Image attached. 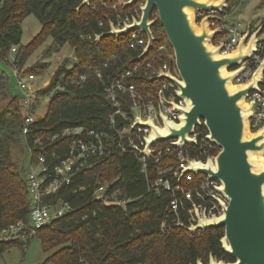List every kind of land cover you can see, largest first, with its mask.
<instances>
[{"label": "trees", "instance_id": "obj_1", "mask_svg": "<svg viewBox=\"0 0 264 264\" xmlns=\"http://www.w3.org/2000/svg\"><path fill=\"white\" fill-rule=\"evenodd\" d=\"M100 1L91 0L88 6L77 10L81 0H0V99L10 96L12 101L11 108H0V228L19 219L26 220L30 211L27 169L12 161V146L23 142L32 162L38 153L43 154L51 170L67 151L68 139L60 136L65 127L85 125L96 130L108 129L114 107L106 97L104 84L130 64L152 60L162 38L171 48L155 11L151 18L156 20L151 28L156 40L143 59L131 61L141 48L131 49L125 36H103L96 40L95 35L107 31L109 22L115 20L112 4L117 2L120 14L131 15L138 7L136 3L124 7L118 0H105L104 6ZM29 14L35 15L42 30L30 43L20 45L21 22ZM100 21L102 26L98 25ZM48 36L55 49L68 43L76 62L71 68L65 63L60 65L49 84L39 90L46 95L58 84L63 87L53 92L45 116L38 117L30 125L31 132L24 135L21 102L19 96L11 95L10 80L1 64L12 65L9 57L15 46L13 64L22 69L27 56ZM152 61L157 64L161 60ZM97 69L102 73V80L95 74ZM82 74L85 80L79 84L72 82ZM131 80L148 83L143 75ZM201 129L206 132L204 126ZM56 134L58 137L50 140ZM36 137L44 142V148L30 154L28 145L33 147ZM199 150L198 143L190 148V154L197 156ZM168 163L177 164L172 152H165L157 163L148 159L144 173L136 154L115 150L111 158L92 160L88 168L73 174L69 184L61 186L47 199L66 201L72 210L38 229V242L48 254L42 264H84L86 261L91 264H196L198 260L207 264L210 255L216 260L233 261L220 243L222 227L186 232L192 211L190 202L183 200L179 207L182 226L172 222L173 215L166 216L173 194L162 188L151 189L149 183L159 168ZM198 180L182 181V185L186 189ZM102 182L111 184L108 192L118 188V197L129 201L122 205L97 199L94 190ZM177 196L181 198L182 191ZM164 219L167 231L161 230ZM13 246L24 247L21 243H1L0 255Z\"/></svg>", "mask_w": 264, "mask_h": 264}, {"label": "built area", "instance_id": "obj_2", "mask_svg": "<svg viewBox=\"0 0 264 264\" xmlns=\"http://www.w3.org/2000/svg\"><path fill=\"white\" fill-rule=\"evenodd\" d=\"M100 2L104 6L106 5L105 0ZM235 7L236 4L231 3L230 0L222 13H217L214 10L207 12L195 10L197 24L206 14H217L218 18H209L208 24L210 29L218 30L212 43L221 45L220 54H228L235 50L240 37L246 31V29H241L239 21L230 25L224 23L226 13ZM111 8L116 11V16L115 20L110 22L113 23L116 29L123 28L126 23L132 22L133 17L138 19L141 14L139 6L131 15L117 12V2L112 4ZM263 21L264 19L260 23ZM98 25L102 26L103 23L100 21ZM257 26H249L251 32ZM125 37H127L128 46L131 49L141 48L142 51L147 43L146 35L138 29L129 31ZM257 38L255 50L251 51L249 58L237 65L227 67L230 70L241 67V70L231 79L233 84L243 83L250 79L261 63L264 57V26ZM14 51L15 46L11 48V53ZM150 51L151 49L148 54ZM148 54L143 58L147 57ZM151 59L161 61L155 64L149 59L130 64L104 84L103 90L106 97L114 107L113 112L109 116L108 129L96 130L85 125L65 127L61 131L60 136L68 139L67 151L53 165L51 170L46 164V157L41 153L37 154L35 161H30L26 170L27 191L30 197L28 218L26 220L19 219L0 228V244L21 243L26 246L32 240L38 241V229L72 210L70 204L66 201L47 199L55 194L61 186L69 184L73 174L88 168L90 161L109 159L113 156L115 150L122 152L132 151L136 154L141 162V171L144 173H146L148 159H152L154 163H157L165 152L174 153L177 164L168 165L166 167L167 170L164 172L158 170L157 176L149 183V186L151 189L159 190L162 188L173 194L166 208V216L173 215L172 222L175 225H183L178 215V210L183 200L190 202L192 205L189 217L190 223L188 225L196 223L198 220L195 209H197L200 217L211 218L213 215L222 214L221 204L216 201L215 197L220 198L224 202H227V198L218 190L219 181L211 179L203 173L185 172L180 176L182 169L188 166V161L195 159L205 162L208 158L213 159L219 151L218 145L207 138V131L204 132L201 129L203 124L196 125L193 132L188 135L189 137H194L196 143L187 142L181 146L175 143L177 138H171L154 142L149 147L151 150L150 154L140 153L146 145V140L152 130L149 126L135 124L136 118L138 117L141 121L150 120L153 125L161 130L164 128L163 118L169 122L178 123L181 111L177 107L186 106L185 100L177 95V87L174 82L167 78H156L161 72H170L172 75L179 77L174 64V55L168 52L164 44H159ZM9 61L12 64L9 67L11 68L16 88L21 92L19 99L23 110L24 123L22 133L28 135L31 132L30 125L38 118L36 114L39 106L37 99L39 98L36 96L37 91H33L30 88V83L35 75L18 68L13 64V59L10 57ZM95 74L99 79H103L100 70L97 69ZM141 75L147 78L148 83H136L131 80ZM85 78V74H82L79 79H75L72 82L79 84ZM55 90H63V87L60 84L56 85L48 95L51 96ZM244 100L251 104L249 127L254 132L264 126V67L257 83V88L250 91L244 97ZM118 120L120 125H117ZM56 137H58V134L50 137V140ZM198 143L200 145L199 153L197 156H192L190 148ZM43 146L44 142L39 137H36L34 146L28 145V152L32 154L35 150L41 151L44 148ZM195 178H199L197 183L184 189L182 181L191 182ZM110 186L109 182L99 183L94 190V196L99 200L125 205L129 199L119 198L118 194L120 191L118 188L108 192ZM179 191H182L181 198L177 196ZM161 230H168L166 219L161 222ZM186 232H188L187 229ZM84 264L91 263L86 261Z\"/></svg>", "mask_w": 264, "mask_h": 264}, {"label": "water", "instance_id": "obj_3", "mask_svg": "<svg viewBox=\"0 0 264 264\" xmlns=\"http://www.w3.org/2000/svg\"><path fill=\"white\" fill-rule=\"evenodd\" d=\"M230 0H126L123 6L142 2L140 17H133L131 23L116 29L109 22V29L96 34V40L103 36L120 37L129 31L138 29L147 37V43L141 53L132 58L138 61L152 48L156 37L152 31L154 18L158 21L170 44L174 64L179 77L170 72H161L156 78H167L175 83L176 93L186 102L185 107H177L181 114L179 122L164 120V128L159 130L150 120L136 118L135 124L149 126L152 133L140 153L150 154V146L156 141L177 138L176 144L183 146L187 142L196 143L189 137L196 125L206 128L207 138L218 145L219 151L214 158L205 162L192 159L182 169L194 174L203 173L220 182L218 190L227 198L224 202L218 197L222 214L211 218L200 217L196 223L185 226L189 232L204 231L210 228L224 230L220 238L222 248L233 257V261H215L210 255L207 264H264V126L252 132L249 127L251 115L250 103L244 97L257 83L264 67V57L250 79L233 84L231 79L240 70L228 69L249 58L255 50L257 35L264 21L251 32L248 27L242 34L235 50L220 54L221 45L212 40L218 33L210 29L209 18H218L217 14H206L196 22L195 10L222 13ZM91 0H81L77 7L88 6ZM196 264H203L200 260Z\"/></svg>", "mask_w": 264, "mask_h": 264}, {"label": "rangeland", "instance_id": "obj_4", "mask_svg": "<svg viewBox=\"0 0 264 264\" xmlns=\"http://www.w3.org/2000/svg\"><path fill=\"white\" fill-rule=\"evenodd\" d=\"M124 1L126 0H118L122 5ZM231 3H235L236 7L226 13L224 18V23L226 25L239 21L241 23V29L245 30L249 26L254 27L259 24L264 18V0H231ZM136 4L140 7L142 2H137ZM21 29L20 45H27L41 32L42 26L35 15L29 14L22 20ZM224 37L226 38V36ZM161 42L167 48L168 52L173 54V50L171 51L172 48L169 49L167 42L163 38ZM52 43L51 37H46L27 56L22 66V70L35 75L30 83V88L33 91H37L36 96L39 98L37 99L39 106L36 114L38 117H43L47 113L51 97L48 94H40L39 90L45 88L49 84L53 74L60 65L65 63L66 67L71 68L76 62L74 50L68 43L64 44L59 49L52 47ZM50 47H52V49H49ZM14 56V52L10 54L11 59H13ZM1 67L9 77L11 95H21V92L16 88L11 68L5 64H1ZM47 81L49 82L46 85ZM4 107H12L10 96L0 99V108ZM11 152V158L15 165L18 166L22 164V167L26 170L29 167L30 156L23 142L14 144ZM168 165L170 164L168 163ZM166 167L159 168V171H166ZM188 233L194 232L188 231ZM47 255L48 254L43 251L41 244H39L37 240H32L24 247L13 246L6 250L0 255V264H42ZM215 261L217 260L215 259Z\"/></svg>", "mask_w": 264, "mask_h": 264}, {"label": "crops", "instance_id": "obj_5", "mask_svg": "<svg viewBox=\"0 0 264 264\" xmlns=\"http://www.w3.org/2000/svg\"><path fill=\"white\" fill-rule=\"evenodd\" d=\"M263 19H264V18H263ZM263 19H262V20H263ZM262 20H261V21H262ZM259 24H260V23H259ZM257 25H258V24H257ZM257 25H255V26H257ZM255 26H254V27H255ZM48 82H49V81L46 82V85L48 84Z\"/></svg>", "mask_w": 264, "mask_h": 264}]
</instances>
